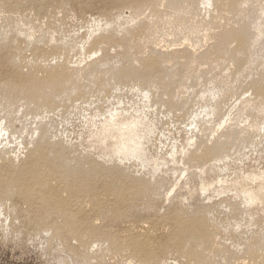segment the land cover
<instances>
[{"label": "rangeland", "instance_id": "rangeland-1", "mask_svg": "<svg viewBox=\"0 0 264 264\" xmlns=\"http://www.w3.org/2000/svg\"><path fill=\"white\" fill-rule=\"evenodd\" d=\"M0 264H264V0H0Z\"/></svg>", "mask_w": 264, "mask_h": 264}]
</instances>
